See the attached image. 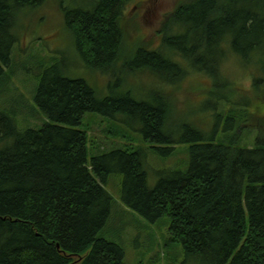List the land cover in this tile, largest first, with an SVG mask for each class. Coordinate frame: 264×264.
<instances>
[{"label":"trees","instance_id":"obj_1","mask_svg":"<svg viewBox=\"0 0 264 264\" xmlns=\"http://www.w3.org/2000/svg\"><path fill=\"white\" fill-rule=\"evenodd\" d=\"M44 1L0 0V88L17 75L11 63L19 41L15 12ZM133 1L64 8L85 65L105 73L122 65L121 79L110 82L106 95L99 98L85 78L68 76L54 59L30 96L47 118L44 125L20 130L16 111L23 107L0 109V264H125L118 227L110 221L111 175L121 178L125 207L150 222L168 221L163 248L178 260L183 252V264H264V0H181L164 16L162 44L155 47L127 32ZM127 43L134 44L131 51ZM229 52L246 64L252 82L246 99L219 91L209 107L230 108L215 114L213 128L210 120L167 123L171 100L155 105L134 99L129 89L115 91L127 75L161 76L175 66L172 84L191 70L217 77ZM231 84L234 95L241 91ZM88 113L109 119L108 137L120 142L104 148L94 141L97 152L90 153ZM253 119L262 123L254 126ZM135 124L142 136L137 145L131 143L138 139ZM247 131L256 136L247 138ZM165 157L175 162L155 163ZM149 166L158 168L152 178Z\"/></svg>","mask_w":264,"mask_h":264},{"label":"rangeland","instance_id":"obj_2","mask_svg":"<svg viewBox=\"0 0 264 264\" xmlns=\"http://www.w3.org/2000/svg\"><path fill=\"white\" fill-rule=\"evenodd\" d=\"M180 1L134 0L127 9L129 19L126 24L127 32L131 33L132 38H140V41L147 47L162 44L160 29L164 16L172 12ZM92 3L93 0H46L38 6L24 7L15 12L17 27L13 31L19 41L12 50L11 58L13 60L11 59V63L17 68V75L7 83V86L0 88V109L14 110L16 108L18 110V107H13V105L23 107V112L18 111L19 113H17L16 111V123L20 130L40 128L47 120L43 112L36 106L33 96L44 67L52 64L54 59L62 64V68L68 76L85 78L96 90L99 98L108 93L110 82L114 79L116 81L121 79L122 65H117L113 71L108 73L85 65L86 62L77 51L75 37L67 27L65 7L90 8ZM133 48V43L126 44L127 51H131ZM176 57H178L176 61L182 60L187 63L184 57L179 55ZM220 66L221 73L217 77L216 74L211 77L205 71L195 72L191 70L184 79L179 81V85L169 81L175 75L177 76V66L170 73L161 76H155L148 72L134 73L130 74L129 78L127 75L126 82L122 80L115 82L117 90H114L124 92L129 89L130 95L134 99L155 105L158 103L165 104L166 101L171 100L174 109L167 123H174L178 126L179 123L187 121L197 122V119L202 124L205 120H210L211 128H213L214 123H216L215 114L219 110L230 108L217 107L215 110L209 107L210 102H216L220 98L219 91L229 95L231 100L246 99L245 89L249 88L252 82V74L237 55L227 53ZM188 70L189 66L186 68V73ZM228 80L233 85L239 86L241 91H237L235 95L232 91L230 92L232 84L228 83ZM158 90H166L167 92ZM31 94L32 97H30ZM151 94L155 96L154 101H152ZM161 94H163V98L160 97ZM8 99H11V102H7ZM192 104H195L194 107L196 108H190L189 106ZM88 115L96 114H86L84 121V129L87 130L90 139V153L97 152V146L108 148L113 143L120 142V136L108 137V126L113 125L109 119L100 118L102 116L100 114H97L98 117ZM252 123L256 126L262 122L253 119ZM137 127L138 125L135 124L132 128L133 133L138 134V139L131 142L135 145L141 141L140 137L142 138ZM253 135L256 136V132L247 131L246 137L251 139ZM94 141L97 146H91ZM122 142L125 141L122 140ZM149 161L153 162L155 159L152 158ZM174 162L175 157H165L158 158V162L155 163L164 166ZM180 166L181 162L178 161L174 167L180 168ZM157 169L155 166H149L147 168L148 176L150 175L151 178L156 176ZM111 176L107 189L113 196L115 204L110 221L114 226L117 225L118 228L115 231L121 236V243L115 235H106V237L116 240L122 245L126 252L125 264H169L176 260L183 264L185 258L183 252L182 257L178 260L173 258L174 255L170 251L168 252L163 248V243L168 236V221L160 219L156 222H150L135 211L125 207L120 200V191L118 193L117 177L119 181L121 178L119 175ZM151 178L150 184L153 185L155 179L151 182ZM123 210H126L125 215L121 213ZM178 246L182 251L180 244Z\"/></svg>","mask_w":264,"mask_h":264}]
</instances>
